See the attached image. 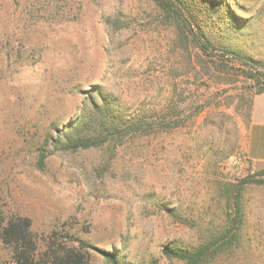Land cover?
<instances>
[{
	"label": "rangeland",
	"instance_id": "374dc122",
	"mask_svg": "<svg viewBox=\"0 0 264 264\" xmlns=\"http://www.w3.org/2000/svg\"><path fill=\"white\" fill-rule=\"evenodd\" d=\"M162 2L0 0V221L67 227L121 264H185L166 249L228 228L241 185L234 243L205 264H264V164L245 153L264 0ZM91 103L118 133L66 149ZM87 264L112 263L89 251Z\"/></svg>",
	"mask_w": 264,
	"mask_h": 264
},
{
	"label": "trees",
	"instance_id": "16d2710c",
	"mask_svg": "<svg viewBox=\"0 0 264 264\" xmlns=\"http://www.w3.org/2000/svg\"><path fill=\"white\" fill-rule=\"evenodd\" d=\"M153 1L163 6L162 0ZM89 109L92 113L84 110L64 132L66 149L75 150L99 145L107 139V136H115L118 133L120 124L114 120L115 117L109 115L108 112H102L101 106L96 103H91ZM145 124L143 120L132 121L126 124L124 130L126 132L136 131ZM93 133L94 135L97 133V136L102 133L105 137L95 141ZM44 157V153L40 152L39 162ZM260 173L264 175V169ZM241 189L242 186L238 185L234 195V214L231 216L228 213V217H231L228 228L196 247L167 248L166 253L182 260L185 264H205L216 254L230 248L243 221L240 203ZM0 222V241L10 251L11 264H87L89 251L100 252L112 264H121L115 252L91 245L77 237L67 227L63 226L61 231L52 229L39 237L31 229V221L28 217L10 216Z\"/></svg>",
	"mask_w": 264,
	"mask_h": 264
},
{
	"label": "crops",
	"instance_id": "0c3cea01",
	"mask_svg": "<svg viewBox=\"0 0 264 264\" xmlns=\"http://www.w3.org/2000/svg\"><path fill=\"white\" fill-rule=\"evenodd\" d=\"M245 153L253 164H264V92L256 94L253 99Z\"/></svg>",
	"mask_w": 264,
	"mask_h": 264
}]
</instances>
